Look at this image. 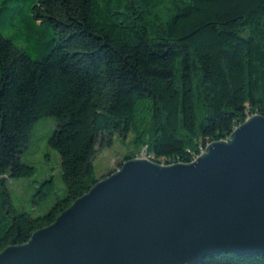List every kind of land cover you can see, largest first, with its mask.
<instances>
[{"label": "trees", "instance_id": "obj_1", "mask_svg": "<svg viewBox=\"0 0 264 264\" xmlns=\"http://www.w3.org/2000/svg\"><path fill=\"white\" fill-rule=\"evenodd\" d=\"M26 9L22 10V4ZM37 38L32 58L0 31V253L53 224L98 177L99 151L115 137L133 156L190 163L264 116V0H4L0 23ZM54 117L49 140L62 161L67 197L34 217L14 207L7 181L31 177L21 160L34 124ZM39 184L33 203L55 192ZM199 264H264L232 253Z\"/></svg>", "mask_w": 264, "mask_h": 264}, {"label": "water", "instance_id": "obj_2", "mask_svg": "<svg viewBox=\"0 0 264 264\" xmlns=\"http://www.w3.org/2000/svg\"><path fill=\"white\" fill-rule=\"evenodd\" d=\"M221 253L264 256V116L190 163L124 162L0 264H199Z\"/></svg>", "mask_w": 264, "mask_h": 264}, {"label": "rangeland", "instance_id": "obj_3", "mask_svg": "<svg viewBox=\"0 0 264 264\" xmlns=\"http://www.w3.org/2000/svg\"><path fill=\"white\" fill-rule=\"evenodd\" d=\"M3 1L0 0V8ZM26 4L28 3L22 4L23 15ZM0 31L4 37L10 39L17 47L25 50L32 58L39 57L41 49L38 47L37 38L33 39L28 36V34L30 36L36 35L31 34L21 22L17 24L0 23ZM56 126L57 121L54 117L41 118L34 124L30 144L21 155V160L33 166L35 173L31 177L15 178L7 181L11 201L19 212L30 213L34 217L43 216L51 211L59 199L67 197V187L62 178L61 156L49 144ZM131 138L130 135L125 144L120 137H115L111 147L99 151L95 161L98 177L113 170H119V163L123 161V158L133 156L136 149L131 146ZM146 154L145 150H142L137 158L150 160ZM164 162L162 160L160 164H164ZM50 178H54L55 192L40 205H35L33 203L34 194L39 184Z\"/></svg>", "mask_w": 264, "mask_h": 264}, {"label": "built area", "instance_id": "obj_4", "mask_svg": "<svg viewBox=\"0 0 264 264\" xmlns=\"http://www.w3.org/2000/svg\"><path fill=\"white\" fill-rule=\"evenodd\" d=\"M206 150V148H203V149H201V152H200V154H198L195 158H194V160L193 161H195L200 155H201V153L203 152V151H205ZM192 161V162H193Z\"/></svg>", "mask_w": 264, "mask_h": 264}]
</instances>
